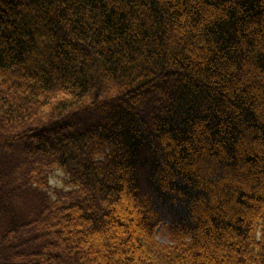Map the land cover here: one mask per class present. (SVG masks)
<instances>
[{
  "label": "trees",
  "instance_id": "obj_1",
  "mask_svg": "<svg viewBox=\"0 0 264 264\" xmlns=\"http://www.w3.org/2000/svg\"><path fill=\"white\" fill-rule=\"evenodd\" d=\"M0 264H264V0H0Z\"/></svg>",
  "mask_w": 264,
  "mask_h": 264
},
{
  "label": "rangeland",
  "instance_id": "obj_2",
  "mask_svg": "<svg viewBox=\"0 0 264 264\" xmlns=\"http://www.w3.org/2000/svg\"><path fill=\"white\" fill-rule=\"evenodd\" d=\"M58 175H60V174H58ZM53 185H58L59 186V185H62V182L59 179H54L53 180ZM129 214H130V212H129ZM132 216L133 215H131V216L129 215L128 219H124V224L129 223L132 220ZM112 237H113V235H112ZM157 240H158V242H160L161 244H164V245L171 244V241H170L168 235L162 229L159 230L158 233H157ZM94 249L96 250L97 248H94Z\"/></svg>",
  "mask_w": 264,
  "mask_h": 264
}]
</instances>
